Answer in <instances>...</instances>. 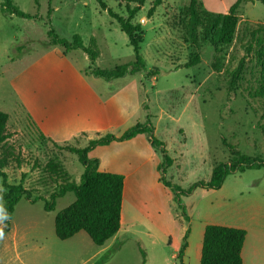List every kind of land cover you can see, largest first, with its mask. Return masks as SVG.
<instances>
[{
    "label": "rangeland",
    "instance_id": "374dc122",
    "mask_svg": "<svg viewBox=\"0 0 264 264\" xmlns=\"http://www.w3.org/2000/svg\"><path fill=\"white\" fill-rule=\"evenodd\" d=\"M199 1L204 10L218 14L227 13L237 0ZM49 2L13 0L22 11L41 19L31 20L5 14L0 0V111L10 116L11 134L0 146V155L9 159L8 183L23 181L34 197L49 200L61 182H79L84 171L76 155L55 148L53 142L85 148L93 139L120 136L148 121L172 164L165 173L153 168L147 134L135 145L97 147L92 156L102 158L107 168L123 169L117 163L124 164L133 153L138 162L148 160L129 181L118 239L99 247L82 232L61 241L55 218L75 201V195L59 198L53 212L45 210L42 200L31 203L23 198L13 223L24 236L20 252L25 263L4 260L0 242V264H98L115 248V255L104 264H181L177 257L185 243L183 263L200 264L207 225L242 227L248 233L245 264H264V168L231 174L220 189L197 188L180 196V202L162 180L183 191L209 181L214 167L232 158L223 139L242 154L264 159V98L259 94L264 6L254 0L242 3L232 43L217 51L201 39L200 31L198 45L191 39L188 0H163L151 18L147 14L154 0H147L132 20L143 31L146 71L106 81L86 74L91 62L83 50L67 53L62 45L44 48L49 40L45 23L51 7L49 18L57 35L69 41L79 35L85 46L95 39L100 56L94 67L113 70L135 60L118 22L96 0ZM106 3L128 18L123 0ZM254 31H259L256 40L251 37ZM195 52L200 63L182 67ZM242 62L230 95L232 76ZM154 151L161 165L163 155ZM52 161L65 176L46 172ZM4 193L0 178V230Z\"/></svg>",
    "mask_w": 264,
    "mask_h": 264
},
{
    "label": "trees",
    "instance_id": "16d2710c",
    "mask_svg": "<svg viewBox=\"0 0 264 264\" xmlns=\"http://www.w3.org/2000/svg\"><path fill=\"white\" fill-rule=\"evenodd\" d=\"M37 1V0H36ZM50 0V4H51ZM101 9L115 19L120 25L121 30L128 36L131 46L135 53V60L132 63L117 66L113 70H102L94 67L96 60L100 56L95 39L91 40L89 46H85L81 37L75 35L71 41L60 38L52 26V20L49 18L53 9L49 7L48 18L45 25L48 27L47 37L49 40L43 44L44 48L52 45H62L66 52L71 50H83L88 56L91 66L86 70V74L106 81L123 78L127 75H134L146 71L147 66L144 57L141 54V42L143 40V31L139 24H134L132 20L141 11L147 0H123L126 4L128 18L124 19L108 7L106 0H96ZM186 9L187 29L194 44L198 45L199 31L201 39L211 44L219 51L222 47L232 43L236 28L238 25V9L242 3H248L251 0H237L227 13H211L204 10L199 0H188ZM264 6V0H254ZM163 0H154L152 7L148 11V18H151L156 9L161 6ZM2 10L5 14L14 15L21 18L37 20L38 16H33L22 11L13 3V0H2ZM41 20V19H40ZM259 31L251 33L252 40H256ZM250 51V49L248 50ZM200 63V54L195 52L189 61L184 64L185 68H191ZM243 62L240 63L237 71L232 76L229 94L234 93V85L239 80V75L243 70ZM217 69V67H215ZM259 94L264 98V74L260 82ZM10 120L9 114L0 111V146H3L11 134L8 129ZM154 126L150 121L145 124L137 123L122 135L107 134L89 142L85 148H79L71 145H61L53 142V146L61 151H67L78 157V161L83 166L84 171L80 181L66 180L59 184L58 189L50 195L47 200L41 196H33L32 191L25 188L23 181L17 185L8 183V174L5 169L9 165V159L6 155H0V178L3 180L4 212L2 216V228L0 237L10 231L11 221L16 206L25 198L31 203L37 201L45 202V210L53 212L56 207V201L68 193L75 195V201L62 210L55 218V233L58 239L66 241L80 232H85L92 242L102 247L108 241L113 239L121 229V216L124 201V176L120 174L106 173L99 170V160L91 159L89 153L97 146L109 145L112 142H122L130 140L137 135L147 134L153 148L160 151L163 155V163L158 170L165 173V168L172 164V159L168 156L163 142L156 139L154 135ZM44 138L45 136H41ZM223 144L230 151L232 158L227 162H222L214 167L209 181L196 183L192 188L183 191L175 185L167 183L164 178V184L171 188L175 198L180 202L182 195H190L197 188L207 190L220 189L227 177L235 173H243L249 169L264 168V159L242 154L235 145L229 144L223 139ZM56 162H49L45 166L46 172L51 175L65 176L64 169ZM182 208V207H181ZM183 209V208H182ZM247 232L241 228L207 225L204 232L200 264H244L242 251L246 240ZM187 244L185 243L179 252L178 259L181 264L185 256ZM118 248L108 252L99 261L98 264L108 262L116 253Z\"/></svg>",
    "mask_w": 264,
    "mask_h": 264
},
{
    "label": "crops",
    "instance_id": "0c3cea01",
    "mask_svg": "<svg viewBox=\"0 0 264 264\" xmlns=\"http://www.w3.org/2000/svg\"><path fill=\"white\" fill-rule=\"evenodd\" d=\"M43 135L47 138V136L45 134H43ZM143 135L144 134L137 135L136 137H134L130 140H126V141H122V142H112L109 145L97 146V147L112 148V147H115L116 145L119 146V144H124L125 146L135 145L137 142L140 141V139H141V137H143ZM47 139H49V138H47ZM141 143L143 144V141ZM97 147H95L89 153V157L91 159H98L97 157L92 156V153L95 152ZM149 147L152 149L151 150V158L153 161V168L156 170V169H158V167L160 165L158 155H157V152L154 151L155 148L152 147L151 143L149 144ZM136 156H137L136 153H133V156H130L126 160H124V164L117 163V165L119 167H123V169H119V170L112 169V167H113L112 165H110L109 168L105 167V165L103 164L102 158L98 159V160H100L99 161V170L100 171L106 172V173L120 174V175L124 176L123 207L126 203V191H127L128 185L130 184L129 181H130L131 177L134 174H137L142 169V166H146L148 164L147 159H145L143 161L140 160V162H138V160L132 159L133 157L135 158ZM123 220H124V215H123V208H122L121 227H122V221ZM233 227L234 228H242V227H238V226H236V227L233 226ZM82 232L78 233L73 238L78 237ZM120 232H121V229H120L119 233L113 238L114 242L118 239V235L120 234ZM73 238H71V239H73ZM247 238H248V233L246 235V240H245L244 248L242 251V258H243L244 264H245V251H246ZM71 239H69V240H71ZM22 240H24V236H22L19 229L16 228L15 224L13 223V218H12L10 231L0 237V242H2L1 243L2 244V257L4 260H8L11 262L19 261V262L25 263L24 258H23V254L20 252V242ZM104 246H102V247H104Z\"/></svg>",
    "mask_w": 264,
    "mask_h": 264
}]
</instances>
